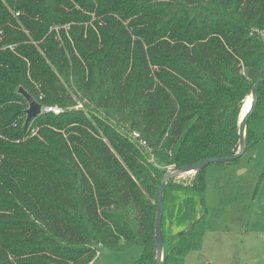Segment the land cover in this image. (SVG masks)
Listing matches in <instances>:
<instances>
[{
	"label": "trees",
	"instance_id": "obj_1",
	"mask_svg": "<svg viewBox=\"0 0 264 264\" xmlns=\"http://www.w3.org/2000/svg\"><path fill=\"white\" fill-rule=\"evenodd\" d=\"M0 33V264L133 246L134 264H155L148 203L163 176L148 154L180 170L237 153L264 0H0ZM19 89L41 105L27 124ZM252 120L264 71L246 150ZM179 185L203 191L204 169Z\"/></svg>",
	"mask_w": 264,
	"mask_h": 264
},
{
	"label": "rangeland",
	"instance_id": "obj_2",
	"mask_svg": "<svg viewBox=\"0 0 264 264\" xmlns=\"http://www.w3.org/2000/svg\"><path fill=\"white\" fill-rule=\"evenodd\" d=\"M249 128L259 142L234 162L208 165L203 191L179 185L193 173L166 183L162 262L166 256L167 264H264V121L252 120ZM148 163L162 176L174 171L149 154ZM155 203L152 197L148 204ZM141 251L139 246L122 252L101 247L91 264H134Z\"/></svg>",
	"mask_w": 264,
	"mask_h": 264
},
{
	"label": "water",
	"instance_id": "obj_3",
	"mask_svg": "<svg viewBox=\"0 0 264 264\" xmlns=\"http://www.w3.org/2000/svg\"><path fill=\"white\" fill-rule=\"evenodd\" d=\"M264 71V63L260 68L257 79L253 85V88L250 93L251 102L247 112L241 116L239 128H238V151L235 155L225 158H207L203 159L195 164L188 165L180 170H174L167 173L161 178L160 185L157 191V200H156V214H155V223H154V244H155V264L162 263V234H161V216H162V207H163V195L166 183L174 178L180 177L182 175H187L190 173L197 172L199 170L205 169L210 164H227L236 161L239 159L246 150L245 142V130L246 125L249 119L251 118L257 97H258V88L261 82L262 74ZM19 94L26 100L28 108L25 111L27 124L31 119L35 118L41 113V105L38 104L27 92L23 89H19Z\"/></svg>",
	"mask_w": 264,
	"mask_h": 264
},
{
	"label": "built area",
	"instance_id": "obj_4",
	"mask_svg": "<svg viewBox=\"0 0 264 264\" xmlns=\"http://www.w3.org/2000/svg\"><path fill=\"white\" fill-rule=\"evenodd\" d=\"M1 34V33H0ZM257 37L261 38V40L263 41L264 43V33H260L259 35H256ZM43 111L45 112H51L53 114H58L60 112V109H58L57 107H46L43 109ZM32 134H35L34 131H32ZM135 137H138L137 134H134ZM143 145H145L144 142H142Z\"/></svg>",
	"mask_w": 264,
	"mask_h": 264
},
{
	"label": "bare ground",
	"instance_id": "obj_5",
	"mask_svg": "<svg viewBox=\"0 0 264 264\" xmlns=\"http://www.w3.org/2000/svg\"><path fill=\"white\" fill-rule=\"evenodd\" d=\"M250 102H251V98H248L247 101L245 102L244 107H243L241 116H243L247 112V110H248V108L250 106Z\"/></svg>",
	"mask_w": 264,
	"mask_h": 264
},
{
	"label": "crops",
	"instance_id": "obj_6",
	"mask_svg": "<svg viewBox=\"0 0 264 264\" xmlns=\"http://www.w3.org/2000/svg\"><path fill=\"white\" fill-rule=\"evenodd\" d=\"M97 256H98V254H97ZM97 256H96V257H97ZM92 262H93V261H92Z\"/></svg>",
	"mask_w": 264,
	"mask_h": 264
}]
</instances>
